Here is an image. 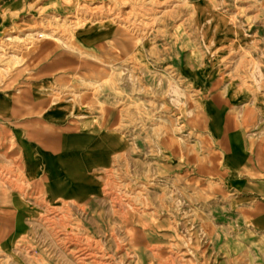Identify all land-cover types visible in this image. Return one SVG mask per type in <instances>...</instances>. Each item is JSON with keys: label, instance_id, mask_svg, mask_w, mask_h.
Here are the masks:
<instances>
[{"label": "rangeland", "instance_id": "rangeland-1", "mask_svg": "<svg viewBox=\"0 0 264 264\" xmlns=\"http://www.w3.org/2000/svg\"><path fill=\"white\" fill-rule=\"evenodd\" d=\"M213 97L249 145L237 183ZM53 108L111 157L102 191L33 190ZM0 264H264V0H0Z\"/></svg>", "mask_w": 264, "mask_h": 264}, {"label": "crops", "instance_id": "crops-1", "mask_svg": "<svg viewBox=\"0 0 264 264\" xmlns=\"http://www.w3.org/2000/svg\"><path fill=\"white\" fill-rule=\"evenodd\" d=\"M238 92H233L231 101L234 102ZM227 104V103H226ZM222 100L213 97L208 104L207 114L209 116V128L214 138L226 145L227 157L226 165L229 168L231 180L237 183V174L240 169L249 163V145L246 135L241 128H238L230 108ZM30 110H42L40 103H33ZM47 110V109H46ZM48 124L54 126L58 123L59 113L56 108L48 112ZM41 120H34L40 123ZM91 135H73L66 133L60 138L56 131L53 136L34 134L33 140H26L25 152H31L24 157L25 174L33 178V190L42 193L50 200L75 201L83 190L96 192L102 191V174L94 170L106 167L111 157L107 155L104 148L96 146ZM90 141H94L91 142ZM118 139L111 142L113 149L122 144ZM58 150L60 154H58ZM115 159V158H113ZM79 190L78 192H75ZM85 193V194H86Z\"/></svg>", "mask_w": 264, "mask_h": 264}, {"label": "bare ground", "instance_id": "bare-ground-1", "mask_svg": "<svg viewBox=\"0 0 264 264\" xmlns=\"http://www.w3.org/2000/svg\"><path fill=\"white\" fill-rule=\"evenodd\" d=\"M43 38V35H40Z\"/></svg>", "mask_w": 264, "mask_h": 264}]
</instances>
